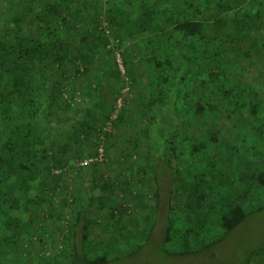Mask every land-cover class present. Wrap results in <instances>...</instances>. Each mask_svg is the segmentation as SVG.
<instances>
[{
    "label": "trees",
    "instance_id": "trees-1",
    "mask_svg": "<svg viewBox=\"0 0 264 264\" xmlns=\"http://www.w3.org/2000/svg\"><path fill=\"white\" fill-rule=\"evenodd\" d=\"M60 1L11 0L4 3L0 22V231L16 232L22 225L21 218L11 216V210L29 208L16 195V189L27 186L29 179H35L41 172L40 165L47 159L42 150L44 140L39 139L37 133L38 125L43 122L39 116L42 101L35 93L41 88L39 82L43 75V66L38 63L45 65L48 60L62 63L72 51L58 33L59 24L72 23L60 9L63 6ZM133 1H140V8H135ZM128 3L138 12L132 13L133 18L128 17L130 25L113 15L94 19L95 25L83 31L76 45L74 60L79 58L86 65L88 59H94L91 56L94 50L108 41L100 29L103 20L118 30L130 28L137 39H144L145 45L150 47L143 57L148 81L144 99H149V106L163 105L160 111L157 108L153 126L148 128L151 157L147 164L155 178L158 157L174 169L176 165L172 162L178 165L179 160L183 164L186 155L203 159L207 170L201 181L196 179L192 187L188 186L187 201L182 202L180 208L189 213V217L186 220L177 217L180 226L185 227L177 236L187 235L186 239L189 237L196 242L202 238L204 224L216 221L222 229L216 242L220 241L248 215L239 201L249 199L255 188H264V0H128ZM73 14L75 22H86L80 12ZM92 29L95 32L90 31ZM75 67L78 73L85 72L86 67ZM73 70H65L62 77L68 73L74 75ZM128 72L133 78L130 69ZM108 74L113 86L120 85L122 78L116 63ZM182 87H194V90L183 95ZM118 96L119 93L115 102ZM123 110L121 108L113 127ZM183 111L202 118L226 113L230 120L239 122V127L254 131L261 143L253 145L247 135L240 145L230 139L226 149L220 151L213 127L208 134L214 155L206 157V140L177 132L174 120ZM87 112L91 114L90 110ZM103 112L107 114L105 109ZM109 114L105 117V125ZM81 126L80 131L74 129L76 133L88 131L87 123L82 122ZM217 153L223 156L222 171L219 170L222 178L233 174L226 176L224 187L219 188L221 183L217 185L216 181L220 178L215 175L218 164L214 158ZM220 190H226L228 195H222ZM86 200L81 201L70 226L73 241L69 249L62 258L49 260V264H107L111 259L108 252H99L90 239V224L86 222L90 206ZM171 202L170 209H174ZM205 204L209 209L199 210ZM127 213L125 206L113 207L109 218L120 219ZM169 220L172 219L168 216L166 242L172 235ZM151 230L152 227L149 229L145 224L142 232L148 236ZM4 244L5 249L11 250V241L6 240ZM189 245L187 239L183 247L187 249ZM187 252L189 250L179 254ZM0 253L3 252L0 250Z\"/></svg>",
    "mask_w": 264,
    "mask_h": 264
},
{
    "label": "rangeland",
    "instance_id": "rangeland-1",
    "mask_svg": "<svg viewBox=\"0 0 264 264\" xmlns=\"http://www.w3.org/2000/svg\"><path fill=\"white\" fill-rule=\"evenodd\" d=\"M6 1L11 0H0V22ZM60 2L63 5L59 3L62 6L60 9L69 16L72 23L68 26L59 24L58 33L72 51L62 63L55 60H48L45 65L38 63L40 67L43 66L39 82L42 90L40 92L41 88H38L35 95L42 101L39 116L43 122L38 125L37 133L39 139L44 140L42 150L47 159L40 165L41 172L35 179H29L27 186L16 189V195L29 209L20 207L11 210V216L21 218L23 223L16 232L0 231V250L3 252L0 253V264H49L52 258H62L73 241L70 226L83 199H87L90 206L87 219L90 239L95 242L99 252L111 255L107 264H264L263 187L255 188L245 202L239 201L248 215L220 241L216 242L222 229L216 221L208 222L210 224L206 222L202 228L204 232H201V243H198L200 240L192 242L187 237L190 245L187 249L183 247L187 235L182 238L177 236L180 229H185L182 228L184 225L180 226L177 217L186 220L189 213L181 210V203L187 201L188 186L192 187L196 179L201 181L207 168L203 165V159L187 155L182 159L183 164L179 160L178 165L172 162L176 165L175 169L158 157L155 160V171L160 182V192L156 190L151 166L147 165L149 160L145 157L150 155L151 134L148 128L153 126L157 108L160 111L163 105L160 103L157 108L149 106V99H144L148 81L143 57L150 47L145 45L143 38L137 39L129 27L124 30L113 27L112 31L120 36L124 47L127 68L134 79L132 95L125 99L119 122L110 131L105 130V117L110 113L116 95H121L123 83L121 81L120 85H116V92V86L112 85L114 82L108 74L115 63L114 51L107 46L112 37L105 34L108 41L94 52L90 51L94 59H88L86 65L79 58L75 62L76 45L83 31L91 28V24L95 25L94 19L113 15L129 26L128 17L133 18L132 13L138 12L134 11L128 0ZM122 2L124 5H120ZM133 2L135 8H140V1ZM75 11L83 14L86 22H75ZM90 31L95 32L94 29ZM76 65L86 67L85 72L83 70L84 73H78ZM65 70H73L74 75L68 73L62 77L61 73ZM92 83L101 86L102 92L106 91V94L100 97L97 96L98 92H94L86 96L87 85ZM192 88L182 87V94H189ZM92 97L94 100H91ZM102 105L105 107L102 108ZM174 121H177V132L180 135L195 136L207 141L204 148L206 157L214 155L208 134L213 127L216 128L220 151L226 149L230 139L240 145L247 135L253 140V145L261 143L254 131L239 127V122L230 120L226 113L202 118L183 111ZM82 122L88 124V131L76 133L74 129L80 131ZM36 142L40 143L39 140ZM101 143L106 148V162L86 167L76 166L77 158L94 152ZM241 148L240 157L243 153ZM222 157L218 153L214 157L218 164L215 175L220 178L216 184L221 183L218 188L224 187L226 176H233L228 174L222 178ZM147 178L150 182L143 183V179ZM229 188L230 185L227 186ZM220 193L228 195L226 190H220ZM170 201L171 208L175 205L174 209H170ZM209 203L211 206L213 202ZM121 206L127 207L128 213L120 219L109 218L113 207ZM204 208L206 204L199 210L203 211ZM168 216L172 219L169 220L172 235L166 242L164 238ZM145 224H148L149 229L152 227L148 236L142 232ZM6 240L11 241V250L5 249ZM185 250L189 252L179 254Z\"/></svg>",
    "mask_w": 264,
    "mask_h": 264
},
{
    "label": "built area",
    "instance_id": "built-area-1",
    "mask_svg": "<svg viewBox=\"0 0 264 264\" xmlns=\"http://www.w3.org/2000/svg\"><path fill=\"white\" fill-rule=\"evenodd\" d=\"M100 29L104 31L107 36H111L107 43V46L114 51L115 63L118 67L122 78V86H121V95H119L116 99L115 105L110 112V116L105 125V130L110 131L113 127V124L117 120L120 110L122 106L125 105V99L127 96L132 95V78L128 72L125 56H124V47L122 45V41L119 35H116L112 31V27L107 23L106 20H103ZM101 137L104 138V135L101 134ZM108 160L107 152L104 143L98 145L94 152H91L85 156L79 157L76 159V166L78 167H86L94 164L104 163Z\"/></svg>",
    "mask_w": 264,
    "mask_h": 264
},
{
    "label": "crops",
    "instance_id": "crops-1",
    "mask_svg": "<svg viewBox=\"0 0 264 264\" xmlns=\"http://www.w3.org/2000/svg\"><path fill=\"white\" fill-rule=\"evenodd\" d=\"M97 86V89L95 88ZM98 92V94H97V96H100V95H102V94H106V91L105 92H102V90H101V86H99L97 83H92L91 85H87V90L85 91V93H86V96H87V94L88 93H94V92ZM101 97V96H100ZM97 98V97H96ZM91 100H94V97H92L91 98ZM149 151H150V155L148 156L147 155V157H145L146 159H148V157H151V150H150V148H149ZM111 153L113 152V151H110ZM113 154V153H112ZM148 165V164H147ZM152 171V170H151ZM156 176H157V173H156ZM154 177V176H153ZM154 181H155V185H156V190H159L158 192H160V182H159V180H158V176L157 177H155L154 178ZM149 183L150 182V179L149 178H147V180H144L143 179V183ZM156 193H157V191H156ZM102 200V204L104 205L105 204V202H104V199L102 198L101 199ZM76 214H77V212H76ZM75 214V215H76ZM86 222L88 223V221L86 220Z\"/></svg>",
    "mask_w": 264,
    "mask_h": 264
}]
</instances>
